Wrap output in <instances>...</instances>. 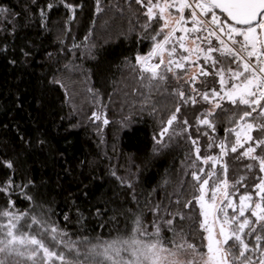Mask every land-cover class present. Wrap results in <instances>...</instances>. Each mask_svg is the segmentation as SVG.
<instances>
[{
  "label": "trees",
  "instance_id": "1",
  "mask_svg": "<svg viewBox=\"0 0 264 264\" xmlns=\"http://www.w3.org/2000/svg\"><path fill=\"white\" fill-rule=\"evenodd\" d=\"M68 2L79 5L75 19L60 0H0L7 10L0 13V185L12 184L0 192V208L11 199L17 210L50 219L72 239L124 235L136 215L151 229L157 204L188 212L183 205L196 194L188 136H199L202 155L218 154L207 148L209 136L223 138L232 106L217 110L212 132L197 123L208 105H182L180 121L192 127L184 132L178 121L156 144L153 137L179 100L175 81L150 88L134 69L135 56L150 46L140 39L143 9L129 7V0H101L97 13L95 0ZM93 112L109 124L95 121ZM236 155L224 157L230 179L246 174L249 163ZM177 198L179 205L171 203ZM180 226L190 242H201L198 224L177 220ZM162 235L173 234L163 228Z\"/></svg>",
  "mask_w": 264,
  "mask_h": 264
},
{
  "label": "snow or ice",
  "instance_id": "2",
  "mask_svg": "<svg viewBox=\"0 0 264 264\" xmlns=\"http://www.w3.org/2000/svg\"><path fill=\"white\" fill-rule=\"evenodd\" d=\"M60 3L75 19L79 5ZM95 3L96 12H102L101 0ZM132 3L145 17L140 39L150 42L145 54L135 56L134 69L150 88L175 81L172 94L179 100L155 143L174 133L178 121L184 132L192 127L186 118L180 121L182 105H208L197 123L215 132L214 117L217 110L229 112L227 103L231 127L223 138L217 142L209 132L201 133L209 136L207 148H218V154L202 155L199 136L189 135L196 193L183 205L189 211L157 204L150 209L151 229L136 215L126 234L110 239H72L50 219L19 211L9 199L0 208V264H264V0H129V7ZM92 118L109 124L97 112ZM229 153L249 161L243 166L246 174L229 178L224 162ZM197 162L210 167L206 171ZM11 187L9 180L0 192L7 194ZM171 203L179 205L180 199ZM177 220L198 224L201 242H190ZM163 228L171 238L162 235Z\"/></svg>",
  "mask_w": 264,
  "mask_h": 264
},
{
  "label": "rangeland",
  "instance_id": "3",
  "mask_svg": "<svg viewBox=\"0 0 264 264\" xmlns=\"http://www.w3.org/2000/svg\"><path fill=\"white\" fill-rule=\"evenodd\" d=\"M193 71H194V69H193ZM191 74H192V73L190 72L189 75H191Z\"/></svg>",
  "mask_w": 264,
  "mask_h": 264
}]
</instances>
